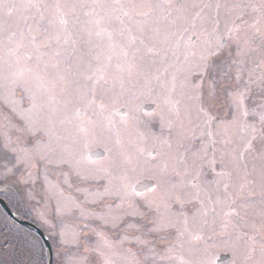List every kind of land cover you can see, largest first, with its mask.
Instances as JSON below:
<instances>
[{"label": "rangeland", "instance_id": "rangeland-1", "mask_svg": "<svg viewBox=\"0 0 264 264\" xmlns=\"http://www.w3.org/2000/svg\"><path fill=\"white\" fill-rule=\"evenodd\" d=\"M92 3L0 0L2 201L52 264H264V0Z\"/></svg>", "mask_w": 264, "mask_h": 264}, {"label": "water", "instance_id": "water-1", "mask_svg": "<svg viewBox=\"0 0 264 264\" xmlns=\"http://www.w3.org/2000/svg\"><path fill=\"white\" fill-rule=\"evenodd\" d=\"M145 109L147 110V108L145 107ZM92 155L94 157L98 156V155H102V151L101 150H97L95 152L92 153ZM150 185V182L149 181H145L143 183H140L136 189L137 190H140L142 188H148ZM0 207L7 213V215L12 218L13 220H15L18 224H21V225H26L29 229H31L35 234L38 235V237L41 239V241L43 242L44 244V247H45V250H46V253H47V263L46 264H52V260H53V257H52V248L50 246V243L49 241L47 240V238L45 237L44 233L38 229L36 226L34 225H31V224H28L27 222H24V221H20L18 220V217H16L12 211H10L8 209V207L6 206V204L4 203V201H2L0 199ZM228 255L226 256H223L222 257V261L225 260V259H228Z\"/></svg>", "mask_w": 264, "mask_h": 264}, {"label": "snow or ice", "instance_id": "snow-or-ice-1", "mask_svg": "<svg viewBox=\"0 0 264 264\" xmlns=\"http://www.w3.org/2000/svg\"><path fill=\"white\" fill-rule=\"evenodd\" d=\"M198 5L196 4H192L191 7H197ZM210 5H204V7H209ZM145 7L147 8H151V5H145ZM185 5H177V12H183L185 9ZM221 7H227L226 5H222L219 2L216 4V8L219 9ZM145 15H147V13H145ZM169 15H171V13H169ZM237 19L242 23L243 22V16L241 14V16L237 17ZM240 31V24L239 23H235L234 22V26L229 27L228 29V39H233L235 38L237 41V44L239 45V41L243 38L241 36H239L237 33H239ZM261 120L264 121V115L261 116ZM202 159V157L194 156L192 161H191V166L193 167V171L195 173L194 179L196 178V176H198L200 174V170L202 169L203 165L202 164H197V160ZM261 159L264 160V151L261 152ZM185 163L187 164L188 162L185 161ZM262 178H264V174H262ZM193 186H195V184H193Z\"/></svg>", "mask_w": 264, "mask_h": 264}, {"label": "flooded vegetation", "instance_id": "flooded-vegetation-1", "mask_svg": "<svg viewBox=\"0 0 264 264\" xmlns=\"http://www.w3.org/2000/svg\"><path fill=\"white\" fill-rule=\"evenodd\" d=\"M96 1L97 0H94V3H92V5H97L96 4ZM120 1H122V0H116V2H120ZM240 1H242V0H237V2H240ZM109 3V2H108ZM101 3H98V6L100 5ZM112 6H116L117 4H115V3H113V4H111ZM228 21L230 22V21H232L231 19H228ZM244 21V20H243ZM243 25V27L245 26V24H242ZM245 28V27H244ZM242 31H244L243 29H242ZM245 32H246V29H245ZM240 42V41H239ZM90 104V103H89ZM93 105H91L89 108H91ZM141 109L143 110L144 109V106H141ZM153 109V108H152ZM53 111V110H52ZM146 111V110H145ZM146 113H147V111H146ZM53 115H56L55 114V112L54 113H52ZM53 115H51L52 116V119H51V121L53 122V118H56L55 116H53ZM62 118H64V117H62ZM71 119V118H70ZM90 119L93 121V124L94 125H96V123H97V121L98 120H94L95 118H93V116L92 117H90ZM64 121L65 122H67L65 119H64ZM71 122V121H70ZM50 124L52 125V123L50 122ZM72 124H73V128H74V126L75 127H77V130L78 131H80L79 130V127L81 126V125H83L81 122H80V119H78V121H77V123L75 122V121H72ZM75 137V136H74ZM74 137H72L71 139H70V143H74L75 142V140H76V137L74 138ZM99 150V149H98ZM140 184V183H139ZM151 185V184H150ZM150 187V186H149ZM0 188H2V186L0 187ZM152 189H153V187L151 188V189H147V190H149V191H152ZM135 192H137V193H143V191H140V190H135ZM0 199L2 200V198H3V196H2V194L4 195V193H2V190L0 189ZM219 255H221V254H219ZM218 255V256H219ZM229 257V256H228ZM217 264H230V259L228 258L227 260H225V261H221V262H218L217 260L215 261Z\"/></svg>", "mask_w": 264, "mask_h": 264}, {"label": "trees", "instance_id": "trees-1", "mask_svg": "<svg viewBox=\"0 0 264 264\" xmlns=\"http://www.w3.org/2000/svg\"><path fill=\"white\" fill-rule=\"evenodd\" d=\"M10 209L13 210V208H10ZM0 212L4 215V218H5V223H4V226L2 227V229L0 230V235H3V237H6V235L12 236V232L14 231V228L16 229V227H18L19 225L17 224V222L15 220L6 216L3 213V210L1 207H0ZM21 228H23V227H21Z\"/></svg>", "mask_w": 264, "mask_h": 264}, {"label": "bare ground", "instance_id": "bare-ground-1", "mask_svg": "<svg viewBox=\"0 0 264 264\" xmlns=\"http://www.w3.org/2000/svg\"><path fill=\"white\" fill-rule=\"evenodd\" d=\"M188 41H190V39H189ZM8 208H9V207H8ZM9 209H10V208H9ZM229 209H230V208H229ZM234 209L236 210V207L233 208V210H232L233 212H232V211H228V212L226 213V215L228 216V213H230V214H231V213L234 214V213H235V212H234ZM12 213H13V212H12ZM8 217H9V216H8ZM45 251H46V250H45ZM225 260H227V259H225ZM225 260H223V261H225ZM52 261H53V260H52ZM223 261H222V262H223Z\"/></svg>", "mask_w": 264, "mask_h": 264}]
</instances>
